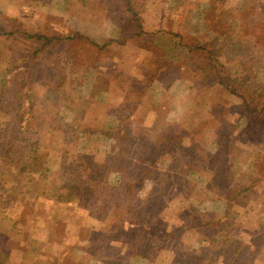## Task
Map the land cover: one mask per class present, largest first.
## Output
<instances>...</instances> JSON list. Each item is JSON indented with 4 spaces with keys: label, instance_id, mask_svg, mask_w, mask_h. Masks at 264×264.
Segmentation results:
<instances>
[{
    "label": "rangeland",
    "instance_id": "1",
    "mask_svg": "<svg viewBox=\"0 0 264 264\" xmlns=\"http://www.w3.org/2000/svg\"><path fill=\"white\" fill-rule=\"evenodd\" d=\"M130 1L157 35L106 44L132 27L108 19L129 14L128 0H0V264H264V111L254 109L264 102V0ZM211 38L232 90L193 72L205 52L186 45ZM167 61L183 80L148 83L144 73ZM146 82L133 120V91ZM154 110L163 120L146 117ZM35 145L50 171L42 182L16 168ZM74 165L96 175L81 202L40 205Z\"/></svg>",
    "mask_w": 264,
    "mask_h": 264
},
{
    "label": "trees",
    "instance_id": "2",
    "mask_svg": "<svg viewBox=\"0 0 264 264\" xmlns=\"http://www.w3.org/2000/svg\"><path fill=\"white\" fill-rule=\"evenodd\" d=\"M128 2L130 4L131 1L128 0ZM128 9L131 11L132 15H131V19L129 20V22L126 25H129V26L132 25V27L130 28V30L128 28V31H126L127 29H125V31L127 32L125 36L120 37V39H117V40L110 39V40L107 41L106 44H108L110 42H114V41L118 42V43H120V42L121 43H126L130 39H133L135 36L141 35L143 32H145V30H144V28L142 26V23L140 22V18H139L140 16L138 15L137 11H135L134 9H131L130 5H128ZM17 30L18 29L10 30L7 33L8 34H14ZM0 31H1V28H0ZM77 34L79 36L82 35L81 33H77ZM35 36H37L38 38H41V37L44 38L41 35H35ZM74 36H76V34H66L63 37H64V39H72ZM45 39L47 40L46 37H45ZM214 39L211 38V40H209L207 42V44H205L203 42V40L200 39V41H196L195 44H192V45L187 44L186 45L188 51H190L192 54H194V53L196 54V52H200V51L205 52V55L202 58L203 60L199 61V59H194V64L195 65H193V72H198L199 70H204L205 72H208V74L217 76L219 78V81L222 84H225L228 88H230V90H232L231 84L228 83L229 80H226V77H225V76H228L226 73L230 70V68L226 67V66H220V65H218V64H216V63H214L212 61L213 54H214V51H215L214 50L215 48H214V45H213ZM229 42H231V41H229ZM100 47H103V46L100 45ZM200 64H203V65H200ZM239 64L243 65V66L246 65V63L244 61H241ZM171 68H172L171 64L168 63L165 66V68H162V69H159V68L158 69H149V71H147V73H144V75H146L148 77V83H151L156 77H159V76L161 77L164 74L166 75L167 73L170 74L169 70ZM228 78L230 79V77H228ZM147 86H148V84L146 82V83H144L143 85H141L137 89L138 91L137 90L133 91L134 92L133 96L137 95V97H139V98H138V100L135 99L134 101H132L130 103V105L134 104L132 109H131V111H130V113H133V111L136 108V106L138 105V103H140V101L144 99L145 92L147 91ZM235 90H237V89H235ZM240 94L243 97V102L245 103V108L246 109H249V111H254V109H255V111H259L260 110V112L264 111V102H263L261 107L254 106V109L253 108H249L248 105H249L250 102L245 97L244 93L241 92ZM129 95H131V93H129ZM129 115H131V114L128 113L127 116L129 117ZM123 118H125V116L122 117V119ZM192 133L194 134L195 131H193ZM128 141L129 140H127V142H126L125 133H123L122 129L115 136L116 145L119 146L118 152L119 153L124 152L125 157L123 156V158L127 162V167H130L131 166V161L128 160L127 157L129 156V154L131 152V148L129 147ZM132 142L136 143L134 141H132ZM122 143H124V144L122 145ZM139 145H141L140 142L136 143V146H139ZM11 149H12V145H8V147H6L4 149L2 148L1 152H3L4 156H6L10 152ZM176 149H177V147H175V152H176ZM69 150H71V147L67 145V146L64 147V150L62 151L63 152L62 158L64 159V161H65V159H67L70 156L72 157V155H73V153L68 155V151ZM25 151L22 153L23 154L22 158L21 159L19 158L17 163H16V168H17L18 172H21L23 174H27L29 176H32L31 180H33L35 182L46 181L47 176L50 175V173H49L50 171H49V167L38 165L39 164L38 163V160H39L38 157L40 156L39 155V153H40L39 146L35 145L33 147H30V149H28V152L27 151L25 152ZM113 154H114L113 155L114 159H118L119 158L117 156V154H115V153H113ZM143 157L146 158L144 155H143ZM102 165L104 166L105 163H103ZM73 167H74L73 170L72 171L70 170L72 173H68V172L65 171L64 168H67L66 164L64 165V168H63L64 172L62 174L59 172L60 170L57 171L60 174L58 175V177L53 176V180L55 182H54V184H53V186L51 188V191L48 190L49 194L45 193L46 191H44V190L42 191L41 194L43 196H45V198L43 197L41 199V201L39 202L40 205H45L46 202H49V201L53 200V202L55 204L58 203V202H62V203H65V204L71 206L72 209H75L74 207H76L78 205V203H80L81 200L83 199L82 196L78 194V193L81 192V191L79 192L80 188L83 189L86 185H88L90 183L91 178H95L96 175L92 174V172H91L92 170L90 171L89 169H87L89 171H88V173H86L87 170L85 172V170L83 168H81V167H80V170H78L76 165H74ZM81 172H83V173L85 172L86 175H80ZM144 174L146 175V173H144ZM164 187H165V185H164ZM76 195H78V198H75ZM46 200H48V201H46ZM39 211H40V209H39ZM54 212L55 213H53V215H52L53 219L55 218V216H57V213H58L57 211H54ZM47 213H48V211H47ZM228 220H230V219H228V218L224 219L223 222H225V221L227 222ZM226 230H227L228 233H230L231 230H232L231 226H227ZM227 238L230 240L231 236H227ZM119 241H122V239H120ZM231 243H232V241H230V244Z\"/></svg>",
    "mask_w": 264,
    "mask_h": 264
},
{
    "label": "crops",
    "instance_id": "3",
    "mask_svg": "<svg viewBox=\"0 0 264 264\" xmlns=\"http://www.w3.org/2000/svg\"><path fill=\"white\" fill-rule=\"evenodd\" d=\"M128 5H129V3L128 2H126V5H125V7H123V12H128L129 14H127L126 16H123L124 18H122V17H113V15H112V13L113 12H111L110 14V18H108L110 21H111V23H117V24H127L128 22H129V20H130V18H131V11L129 12V10H128ZM108 17V16H107ZM142 20V19H141ZM141 20H140V22H141ZM142 23V25L144 24V22L142 21L141 22ZM121 27V26H120ZM144 28V30H148L147 29V27H143ZM117 34H115V35H111V36H107L106 38H105V40H109V39H113V40H117V39H120V37H123V36H125L126 35V33H123V31H121V30H119V27H117ZM122 29V28H121ZM159 32H156L155 34L154 33H152V32H150L149 33V31L148 32H143L141 35L142 36H144V35H147V34H153V35H157ZM129 34V33H128ZM187 48V47H186ZM140 56V55H139ZM144 56V55H143ZM141 57H142V55H141ZM168 64V61L166 62V63H162L161 64V67H159L158 66V68L159 69H162V68H165V66ZM171 64V63H170ZM176 66V64H171V66ZM141 67H143V64L140 66L139 65V67L137 68V69H141ZM158 68H155V69H158ZM154 69V68H153ZM178 69V71L180 72V69L181 68H177ZM133 72V71H132ZM141 72H144V70L143 69H141ZM101 73H103V71H101ZM173 74H166L165 75V77L166 78H164V80L163 81H161L160 83L162 84H165L166 82V80L165 79H171L173 82V84H175V85H178V82L179 81H182L183 79H182V76L179 74V75H175V76H172ZM103 76V75H102ZM135 76H138L137 74L135 75ZM102 80H103V77H102ZM159 80H160V76L159 77H156L155 79H154V82H159ZM153 82V83H154ZM159 83V84H160ZM162 84V85H163ZM156 86V85H155ZM114 87V86H113ZM165 87V86H164ZM114 88H116V87H114ZM161 88V91H162V89H163V87H160ZM160 88H158V87H156V90L157 89H159L160 90ZM104 90H105V92H104ZM122 90H124V89H122ZM165 90V89H164ZM102 92H104V93H106V94H109V100H111V102H115V103H123V101L125 100V97H118L117 99H116V101H115V99H113V95L110 97V91H109V89H103L102 90ZM146 93H148V92H146ZM145 93V97H144V99L143 100H141L140 101V103H138V106L137 107H139V110H141L142 109V107H143V105H144V103H147V101H146V98L148 97V94H146ZM126 95H129V93H126ZM125 102V101H124ZM137 109V108H136ZM107 113V112H106ZM131 114V117H133V115H134V117L132 118L133 120L135 119V117L137 118V119H141L139 116H138V112H136V110L134 109V111H133V113H130ZM147 115V116H146ZM146 117H148V119H150V120H153V121H158L159 119L161 120L162 119V115H163V113H161V111H147V113H146ZM123 116H125V115H116V117H117V119H118V121H120L121 119H122V117ZM141 116V115H140ZM130 117V118H131ZM163 120V119H162ZM150 129H152L153 130V127L152 126H150V128H148L147 130H150ZM106 132V131H105ZM152 132V131H151ZM158 134H159V132H157ZM106 134L108 135L109 133L108 132H106ZM125 135H128L127 133L125 134ZM156 136V135H155ZM97 258H99V257H97ZM100 259V258H99ZM101 260H102V263L104 262H108L107 260L105 261V259H103V258H101ZM98 262H101V261H98ZM108 264H111V262H109Z\"/></svg>",
    "mask_w": 264,
    "mask_h": 264
}]
</instances>
